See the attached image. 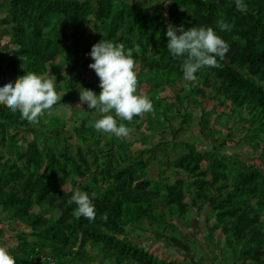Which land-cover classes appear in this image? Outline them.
Here are the masks:
<instances>
[{
  "label": "rangeland",
  "instance_id": "rangeland-1",
  "mask_svg": "<svg viewBox=\"0 0 264 264\" xmlns=\"http://www.w3.org/2000/svg\"><path fill=\"white\" fill-rule=\"evenodd\" d=\"M50 1L0 0V87L49 74L61 96L38 124L0 105V246L16 264H264V0L246 13L235 0ZM157 19L213 28L261 88L219 57L186 81L165 32L151 34ZM100 40L133 49L153 105L116 118L126 137L97 132L80 104L82 88L100 92L88 66ZM75 189L96 193L95 220L73 216Z\"/></svg>",
  "mask_w": 264,
  "mask_h": 264
},
{
  "label": "clouds",
  "instance_id": "clouds-1",
  "mask_svg": "<svg viewBox=\"0 0 264 264\" xmlns=\"http://www.w3.org/2000/svg\"><path fill=\"white\" fill-rule=\"evenodd\" d=\"M235 6L239 11L247 12L244 0H235ZM216 24L221 31L232 28L224 18L218 19ZM165 34L169 52L176 58H182L181 69L188 82H195L196 73L202 68H219L217 57L224 59L230 48L211 27H190L185 30L183 25L173 27L169 24ZM89 55L92 62L88 66L99 78L100 92L97 95L90 89L82 88L79 92L80 104H86L88 109L95 111L97 118L92 126L97 132L126 137L131 129L124 123L118 124L116 118L131 122L133 117L153 110L151 100L146 95L137 94L138 78L133 49L126 51L123 43L100 40L92 45ZM55 84V77L49 74L24 72L0 87V105L14 114L19 111L20 118L29 123L38 124L39 118L61 100ZM95 196V192L90 196L86 191L73 190L67 203L76 205L73 210L76 219L83 216L89 221L95 220L96 209L92 202ZM101 219L106 221L107 215L102 214ZM0 264H16L3 246H0Z\"/></svg>",
  "mask_w": 264,
  "mask_h": 264
},
{
  "label": "trees",
  "instance_id": "trees-1",
  "mask_svg": "<svg viewBox=\"0 0 264 264\" xmlns=\"http://www.w3.org/2000/svg\"><path fill=\"white\" fill-rule=\"evenodd\" d=\"M20 1L24 5H30L31 4L32 6H37L40 11L43 10L42 8H39L40 5H42L45 8H48L51 5L50 0H20ZM154 18L156 19L157 17H154ZM157 20H159V21H157V24L155 25V29L151 30V34H154V36L155 35L161 36L164 32L166 33V30L164 29V27L168 26V23L164 19H157ZM140 27H141V29H140L141 32L145 33L146 29H145L143 23L140 25ZM177 34H179V33H177ZM219 60L221 61V63H223L222 65H224L226 67V73H231V75L234 76L235 73L237 72L238 73L237 75L242 76V80H244L247 83V85H248L247 87H254L257 89L261 88V86L259 84L255 83V81H253L251 78H249L246 73L238 72V71H236V69L231 67L227 63V60L225 58L222 60L219 58Z\"/></svg>",
  "mask_w": 264,
  "mask_h": 264
}]
</instances>
